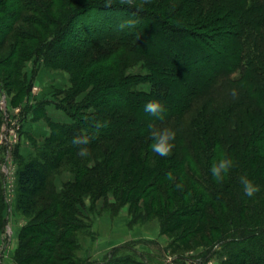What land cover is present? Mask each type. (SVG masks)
Segmentation results:
<instances>
[{"label": "trees", "instance_id": "16d2710c", "mask_svg": "<svg viewBox=\"0 0 264 264\" xmlns=\"http://www.w3.org/2000/svg\"><path fill=\"white\" fill-rule=\"evenodd\" d=\"M165 1L171 0H150L155 6L147 3L138 11L113 0L110 6L108 0H85L67 12L49 42L55 54L48 65L56 66L61 57H68L66 68L75 71L68 97L73 101L80 92L86 95L79 111L82 120L73 118L69 123L46 116L67 145L47 163L73 156L80 165L90 157L93 168L78 170L74 183L53 194V188L47 189L46 170L36 161H26L17 172V206L26 212L40 203L44 211L67 212L72 209L71 195L78 193L77 201L87 192L111 194L120 206V200L139 185L155 183L157 197L151 207L191 208L193 213L186 217L195 229H204L209 222L214 233L228 232L240 242L243 235L264 237V0H186L174 14L155 9ZM198 7L204 14H192ZM130 17L138 20L135 28L120 30L118 25ZM16 22L44 32L47 0H0V50L8 51L5 59L11 62L28 57L21 58V46L36 40V35L15 29ZM144 84L147 90L139 88ZM16 96L21 98L15 94L11 102ZM152 100L164 105L163 120L144 111ZM97 122L107 126L98 129ZM150 123L176 131L171 155L161 157L151 150ZM82 134L92 138L90 143L73 145L72 139ZM80 147H87L86 157L78 155ZM222 156L233 159L234 166L217 182L210 169ZM170 172L173 180L168 179ZM241 176L259 186L254 196L245 194ZM3 180L0 171V207ZM179 183L182 191L176 188ZM50 194L56 200L47 206ZM6 229L0 208L5 240ZM255 244L264 251L261 241ZM24 249L18 241L14 264H26ZM1 252L0 247V264ZM137 255L147 258L142 252ZM248 258L252 264H264V256Z\"/></svg>", "mask_w": 264, "mask_h": 264}, {"label": "rangeland", "instance_id": "374dc122", "mask_svg": "<svg viewBox=\"0 0 264 264\" xmlns=\"http://www.w3.org/2000/svg\"><path fill=\"white\" fill-rule=\"evenodd\" d=\"M51 1L52 3L47 0V26L43 24L44 32L38 33L35 28L22 26L18 22L14 25L15 29L26 30L30 35H36V40H28L21 46L20 51L24 53L21 58L25 55L28 57L23 60L17 58L11 62V59H5L8 51L2 52L3 48L0 50V84L3 87V91L0 92V120L2 121L0 125V148H2L0 171L4 179L3 192L1 191L3 206L0 208L6 219L8 216L15 217L16 220L11 219L10 221L13 222L10 224L17 223L18 217L20 221L22 220L16 228L25 223L18 233V236L20 233L22 236L19 243L25 245L22 252L28 253L25 263L252 264L248 258L249 255L264 256V251L257 250L258 245L255 244L259 240L264 245L263 236L255 235L247 239L243 235L244 239L240 242L236 236L232 237L228 232L214 233V228H210L213 223L207 222L204 229L189 226L191 219L186 215L193 213L191 208L181 207L179 210L178 207L173 206L171 209L161 210L151 207L152 198L157 197L155 183L139 185L132 191L131 196L120 200V206L111 194L103 192L101 195L87 192L83 193L77 201L74 199L78 197V193L71 195L69 200L72 209L77 208V211L70 209L62 212L57 208L44 211L40 203L26 212L18 208L17 172L24 162L36 161L42 170H46L47 189L53 188V194L63 191L67 185L74 183L78 170L83 167L93 168L94 162L92 158L86 157L83 164L76 165L73 156H64L53 165L47 163L49 156L59 150H65L67 145L53 132L46 120L45 108L47 107V118L51 120H63L69 123L73 122V118L82 120L79 117V111L86 95V92H80L73 101L68 97V91H71L74 82L72 77L75 76V71L66 68L68 57H61L60 59L63 60H58L56 66L48 65L55 54V51L50 50L51 38L65 20L67 12L85 0ZM113 1L120 2V0ZM179 1L178 3L177 0L165 1L155 9L162 10L165 14H174L178 5L186 0ZM147 5L155 6L151 3ZM201 9V7L195 8L192 14H204ZM204 12L209 14L207 11ZM44 45H47V49L43 48ZM57 55L60 56V54ZM74 84L77 85V79ZM139 88L147 90L148 86L139 85ZM15 94L21 95V98L16 96L14 103L10 98ZM53 194L47 198V206L49 203L54 205L56 199ZM53 212L57 214L56 217ZM117 218H119L121 229L127 222L126 227L134 232L131 236L135 238V241H129L125 248L119 247L112 250L113 246H107L108 249H106L107 242L112 245L115 243L108 241L110 240L107 237L109 235L108 219L113 222ZM155 220L157 224L155 222L153 224ZM44 221L47 223L46 226H42ZM52 224L53 228H50ZM146 225L149 227V232L140 233ZM157 225L158 236L154 230ZM26 226L28 229L23 230ZM11 229L12 226L11 228L8 226L6 237ZM251 230L256 229L251 228ZM251 230L245 231L250 233ZM105 232L108 235H105ZM11 236L13 238V235ZM148 236L151 239H144ZM83 237L93 243L89 247L85 245L82 248V251L87 253H84L85 255H81L79 251L81 247L78 249ZM117 241L116 243H119ZM140 241L148 246V250L138 246ZM123 244L119 243L117 246ZM137 252L145 253L147 258L142 260L143 258L141 259ZM6 256V263L12 264L9 260L11 256L9 251Z\"/></svg>", "mask_w": 264, "mask_h": 264}, {"label": "clouds", "instance_id": "9594fccd", "mask_svg": "<svg viewBox=\"0 0 264 264\" xmlns=\"http://www.w3.org/2000/svg\"><path fill=\"white\" fill-rule=\"evenodd\" d=\"M122 4H125L130 7H136L137 10H142L144 5L147 3H150V0H141V3L136 4L134 3V0H120ZM111 0H108V5L110 6ZM135 16V13L132 14ZM138 23L137 19L134 18H127L123 20L119 25L120 30L124 29H133L135 28L136 24ZM233 96H236V91L232 90L231 93ZM144 111L148 114H150L152 117L163 120L164 119V113H165V107L164 105L158 101V100H152L149 101L145 106H144ZM106 123H100L97 122L96 127L99 129L101 127H106ZM149 129H150V137L152 139V144L150 145L151 150L156 153L157 155L161 157H167L171 155L173 148L175 147L173 141L175 140L176 137V131L170 129V128H156L154 124H149ZM91 137H89L87 134H82L75 136L71 143L76 146H84L88 145L91 141ZM89 154L87 147H80L78 155L81 157H86ZM234 166V161L233 159L227 157V156H222L218 161H214L212 166H211V173L213 178L217 182H221L224 177L229 173V171L232 169ZM168 179L173 180L174 177L172 173H168ZM240 183L244 187L245 194L248 197L254 196L259 190V186L254 184L250 179L247 178V176H241L240 178ZM176 188L178 190H183V184L179 183L176 184Z\"/></svg>", "mask_w": 264, "mask_h": 264}, {"label": "crops", "instance_id": "0c3cea01", "mask_svg": "<svg viewBox=\"0 0 264 264\" xmlns=\"http://www.w3.org/2000/svg\"><path fill=\"white\" fill-rule=\"evenodd\" d=\"M44 113L46 114V116H47V107L45 108V111H44ZM124 211V210H123ZM122 211V212H123ZM121 212V213H122ZM121 216V215H120ZM16 220L15 219V217L14 216H8L7 217V223L9 224L8 226H10V228H11V226H12V229L10 230V234L8 233V237H7V240H5V236L3 235V233H0V247H1V264H7L6 262V258H7V256H6V253L9 251V253L11 254V256H9V260H10V262H12V264H14V262H13V253H14V251H15V249H16V247H17V245H18V241H19V238H18V233H19V231H20V229H21V227H22V225H24L25 223H23V224H21V225H19V227L18 228H16V226L20 223V222H22V220L20 221V218L18 217V220H17V223H11L10 224V222H13V221H10V220ZM118 219L119 218H117V220H115V221H111L110 219H108V225H107V231L109 232V235L107 234V232H105V235H108L107 237H108V239H110V240H108L109 242H115V243H113V245L112 244H108V242H107V245L105 246V248L107 247V246H117L119 243H129V241L131 242L132 240H134L135 238H133L132 236L134 235V232H132V229H130L129 227H126L127 225H126V223L124 224V227L121 229V227H120V222L118 221ZM154 222L157 224V221L155 220V221H153V224H154ZM107 223V222H106ZM129 223V222H128ZM8 226H7V228H8ZM158 225L156 226V228L154 227V230H156V233H158V234H156V236H158L159 235V230H158ZM128 228V229H127ZM124 229V230H123ZM16 230V231H15ZM14 231V232H13ZM14 233V234H12V233ZM125 234H124V233ZM142 232H144V233H148L149 232V227H148V225H146V228H144L143 230H141L140 231V233H142ZM123 233V235H122V238L120 239V237H121V234ZM11 235H13V238H12V236ZM132 235V236H131ZM13 239V240H12ZM144 239H151V238H149V236L148 237H144ZM119 241V243H116V241ZM117 241V242H118ZM135 241V240H134ZM141 242V241H140ZM139 242V243H140ZM91 244H93L89 239H87L86 237H83L82 239H81V242H80V253H81V255H83L84 253L85 254H87L86 253V251L84 252V251H82V248L83 247H85V245L86 246H90ZM138 246L141 248V247H144V248H142V249H145V250H148V246L146 245V244H144L143 242H141L140 244H138ZM85 249V248H84ZM106 249H108V248H106ZM84 254V255H85Z\"/></svg>", "mask_w": 264, "mask_h": 264}]
</instances>
